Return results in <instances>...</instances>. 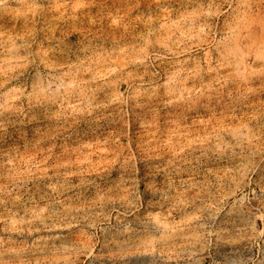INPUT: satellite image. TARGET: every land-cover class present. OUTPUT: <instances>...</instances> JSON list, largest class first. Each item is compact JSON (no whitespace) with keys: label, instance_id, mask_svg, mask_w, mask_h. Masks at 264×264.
I'll use <instances>...</instances> for the list:
<instances>
[{"label":"rangeland","instance_id":"374dc122","mask_svg":"<svg viewBox=\"0 0 264 264\" xmlns=\"http://www.w3.org/2000/svg\"><path fill=\"white\" fill-rule=\"evenodd\" d=\"M0 264H264V0H0Z\"/></svg>","mask_w":264,"mask_h":264}]
</instances>
